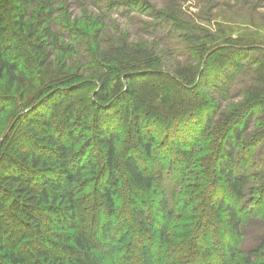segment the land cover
<instances>
[{
  "label": "trees",
  "instance_id": "trees-1",
  "mask_svg": "<svg viewBox=\"0 0 264 264\" xmlns=\"http://www.w3.org/2000/svg\"><path fill=\"white\" fill-rule=\"evenodd\" d=\"M54 2L0 0V116L23 104L0 143V264H264V239L239 250L242 223L264 219V180L249 187L264 178V45L198 44L199 28L158 11L154 28L195 47L171 73L144 45L103 47L100 19L84 20L90 77L72 85L63 68L24 107L60 49ZM241 76L248 103L217 119L211 92ZM81 204L95 205L88 229Z\"/></svg>",
  "mask_w": 264,
  "mask_h": 264
},
{
  "label": "rangeland",
  "instance_id": "rangeland-1",
  "mask_svg": "<svg viewBox=\"0 0 264 264\" xmlns=\"http://www.w3.org/2000/svg\"><path fill=\"white\" fill-rule=\"evenodd\" d=\"M142 2H144V6L130 0H99V2L97 0L96 2L95 0H55L56 13L51 23L53 29H56L60 34V49L54 51L49 49L52 59L54 58V64L48 71L39 73L38 84L34 90L23 94L24 107L30 106L34 98L39 99L50 87H57L55 80H51L49 77L54 78L55 76L60 79L66 71L63 68L73 67L72 72L75 79L71 82L72 85L82 80L81 76L90 77L89 72L85 69L94 65L93 61H90L88 51L90 46L89 33L94 27L89 24L83 28L84 20L100 19L103 29L101 39L103 47L115 44L116 41L122 39L125 43L136 46L144 45L151 55H154L161 62L159 70L171 73L178 71L181 67L194 64L192 61L195 58V47H190L176 34H168L165 26L158 29L157 27L154 28L156 26L154 24L159 23L155 19L159 14L158 11L172 13L199 28L197 30L204 39L198 44L205 43L206 46H209L217 43L220 38H229L244 44L264 45V0H142ZM29 10L32 14L37 9L29 8ZM75 21L77 24L74 25ZM29 24L30 20L28 21ZM254 55V53H249L247 59H253ZM90 63L92 64L89 65ZM243 81L242 76L238 77L230 91L225 92L226 94L223 92L220 95L218 92H211L214 103L218 105L217 119L221 117L220 115H228L231 111L246 106L248 100H245L241 90ZM66 83L68 86L70 85L68 81ZM84 89L85 85H82L79 90L74 91L76 97L80 96L83 101L89 94H83ZM22 106L23 104L17 102V108L11 107L8 112L0 116V143H2L3 129L16 120L17 115L21 113L20 108ZM258 106L257 104L256 109L259 111ZM256 109L253 110L256 111ZM257 116L259 118H251L248 122L244 134L246 137L258 132L256 125L261 126L263 120L260 119V113L257 112ZM2 148L3 146L0 144V150ZM258 160L259 158H257ZM261 180L264 178L255 180L256 182L253 184L249 183L250 189L256 187L257 181ZM87 193L88 191L83 194L87 195ZM96 204L97 202H95ZM95 205L81 204L79 217H82V220L85 219L87 223L84 224V227L87 229L90 226V216L93 214ZM242 225L239 250L241 253H246L262 243L264 219H249Z\"/></svg>",
  "mask_w": 264,
  "mask_h": 264
}]
</instances>
